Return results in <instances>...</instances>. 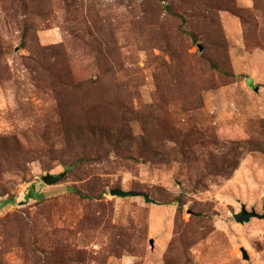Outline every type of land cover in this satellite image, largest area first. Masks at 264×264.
Listing matches in <instances>:
<instances>
[{"label": "rangeland", "instance_id": "rangeland-1", "mask_svg": "<svg viewBox=\"0 0 264 264\" xmlns=\"http://www.w3.org/2000/svg\"><path fill=\"white\" fill-rule=\"evenodd\" d=\"M242 204L264 0H0V264H264Z\"/></svg>", "mask_w": 264, "mask_h": 264}, {"label": "water", "instance_id": "water-1", "mask_svg": "<svg viewBox=\"0 0 264 264\" xmlns=\"http://www.w3.org/2000/svg\"><path fill=\"white\" fill-rule=\"evenodd\" d=\"M65 175V172H61L55 175L52 174H45L42 176V181L46 184H54L56 183L60 178H62ZM109 194L111 196L115 197H129V196H142L145 202H154L153 199H151L147 193L144 192H138V191H133V190H124L119 187L111 188L109 189ZM234 220L237 222H245L248 221L252 217H257V218H264V212L262 214H259L258 212L255 211L254 208H251L250 210H247L244 204L241 205L240 211L235 213L233 215ZM151 242V240H150ZM243 255L247 256L246 252L244 250Z\"/></svg>", "mask_w": 264, "mask_h": 264}]
</instances>
